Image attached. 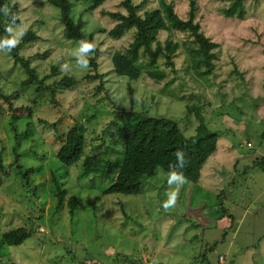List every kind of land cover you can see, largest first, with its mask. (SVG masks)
<instances>
[{
    "label": "rangeland",
    "instance_id": "rangeland-1",
    "mask_svg": "<svg viewBox=\"0 0 264 264\" xmlns=\"http://www.w3.org/2000/svg\"><path fill=\"white\" fill-rule=\"evenodd\" d=\"M69 1L95 52L64 37L59 9L46 0H12L22 22L9 26L10 41L17 45L28 29L37 35L19 54L41 84H22L23 68L0 46V264H264V170L256 163L264 157V0H245L241 18L223 15L228 0H195L196 19L217 43L213 70L192 68L184 46L190 39L175 30L170 39L179 47L172 66L159 59L167 73L160 81L112 71V53L126 48L134 28L109 37L115 21L102 11L125 12L121 0L93 11L89 0ZM142 1L140 14L165 13V1L180 17L189 13V0H133ZM166 38L160 31L159 41ZM84 56L97 67L78 61ZM63 78L75 84L60 85ZM129 111L131 118H172L185 136L200 120L217 134L196 183L181 176L169 183L172 173L158 167L138 194H105L110 178L81 174L86 154L121 155L119 130L132 120ZM71 126L83 132L85 155L66 165L56 153ZM57 185L66 195L56 209ZM22 227L31 235L21 244L2 242L4 232Z\"/></svg>",
    "mask_w": 264,
    "mask_h": 264
},
{
    "label": "trees",
    "instance_id": "trees-1",
    "mask_svg": "<svg viewBox=\"0 0 264 264\" xmlns=\"http://www.w3.org/2000/svg\"><path fill=\"white\" fill-rule=\"evenodd\" d=\"M46 1L59 9V20L64 27V37L68 40L79 41L86 51L95 52L92 37H86L83 32L84 21L81 17L74 20L70 15L71 1ZM105 1L89 0L87 10H96ZM244 2L245 0H228L227 5L223 6L221 11L225 17L241 18L244 14ZM144 3L145 1L136 4L133 0H121L120 6L124 8L125 12L102 11V14L115 21V24L107 31L109 37L120 38L126 31L134 28L132 40L126 48L115 50L112 53V71L129 79H137L145 72L153 80H163L167 73L164 69L159 68L158 61L161 58L164 60L165 66L173 65L172 58L176 54L179 43L173 42L170 35L176 30L186 33L190 39L184 41V46L190 55L192 68L197 70L199 75L210 74L214 67V49L217 47V43L205 34L196 19L198 7L195 0H189L187 17H180L175 12L174 5L166 1L165 13L159 8H150L140 14L138 10ZM21 22L17 5L12 0H0V46L7 50L13 64H19L23 68L26 78L22 84L40 83L34 69L29 65V60L19 54L20 48L24 44L36 40L37 35L28 29L21 35L17 45L9 47L6 43L10 41L9 26ZM160 31L167 32V38L163 42L158 39ZM78 61L87 63L93 68L97 67L94 57L84 56ZM97 77H101V75H87L89 79ZM59 84L70 87L75 84V81L63 78ZM38 89L40 90L41 87L39 86ZM3 97L8 99L5 95ZM124 114L131 118L133 112H124ZM131 119V121H125L119 130L122 137L121 155H116L114 158H105L100 154L85 155L83 132L78 126H71L66 133L60 136V146L56 153L57 159L63 164L70 165L85 155L82 159L81 174L92 173L110 178V185L103 190L105 194H138L143 178L153 175L158 167L192 183L199 180L201 168L216 150L218 141L217 134L209 131L202 120L199 121L193 135L185 136L172 118L143 116L136 113ZM256 163L264 170V157ZM0 169H2L1 165ZM29 172L28 169L24 172L26 178H28ZM65 195L66 191L57 185L56 209L62 206ZM88 201L93 204L92 199ZM66 205L70 215L73 214L76 207L75 196H70ZM30 235V229L16 228L4 232L1 240L7 245H19Z\"/></svg>",
    "mask_w": 264,
    "mask_h": 264
},
{
    "label": "clouds",
    "instance_id": "clouds-1",
    "mask_svg": "<svg viewBox=\"0 0 264 264\" xmlns=\"http://www.w3.org/2000/svg\"><path fill=\"white\" fill-rule=\"evenodd\" d=\"M6 43L8 44L9 47H11V46L14 45V41H7ZM178 179H182V178L179 177V176H176V175H172L171 174L170 177H169V183H172L173 181L178 180ZM173 199H174V197H173ZM173 199H170L169 200V203H172L173 202ZM167 206L168 205L166 204L165 207H167Z\"/></svg>",
    "mask_w": 264,
    "mask_h": 264
},
{
    "label": "built area",
    "instance_id": "built-area-1",
    "mask_svg": "<svg viewBox=\"0 0 264 264\" xmlns=\"http://www.w3.org/2000/svg\"><path fill=\"white\" fill-rule=\"evenodd\" d=\"M220 260L222 261V257H220Z\"/></svg>",
    "mask_w": 264,
    "mask_h": 264
}]
</instances>
